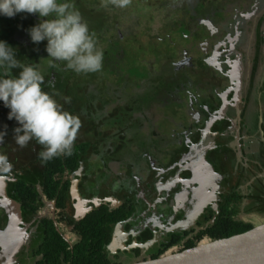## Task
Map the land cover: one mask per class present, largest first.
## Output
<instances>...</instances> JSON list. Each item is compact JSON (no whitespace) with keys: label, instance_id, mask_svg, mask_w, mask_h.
I'll return each mask as SVG.
<instances>
[{"label":"flooded vegetation","instance_id":"1","mask_svg":"<svg viewBox=\"0 0 264 264\" xmlns=\"http://www.w3.org/2000/svg\"><path fill=\"white\" fill-rule=\"evenodd\" d=\"M206 1L211 12L197 11L205 6L198 0L194 14L202 22L208 19L223 40L208 54L204 49V58L184 50L179 61L168 59L158 71L152 65L146 77L135 79L124 60L126 67L118 64L119 42L101 39L112 33L120 40L104 24L117 27L123 8L102 6L104 0H75L97 46L103 53L110 48L103 65L108 61L105 67L113 70L107 77L104 66L87 73L84 89L77 77L65 75L64 62L52 67L51 58L44 61L46 41L31 42L28 29L38 22L36 14L0 15V37L13 40L9 45L22 63L37 64L43 90L81 121L72 154L41 162L43 149L35 140L24 148L14 143L18 124L7 118L9 109L0 102V131L7 132L0 144V154L7 157L6 163L0 161V264H85L71 256L83 243L103 263L147 262L241 235L264 222V0ZM176 3L183 19L193 20L185 6L189 2ZM230 3L238 9L221 25L216 19L225 16L222 7ZM177 28L172 34L197 38L194 22H179ZM141 79L148 85L138 94ZM188 84V95L200 97L182 108L192 117L160 132L148 114L154 105L149 98L177 97ZM97 88L105 101L97 102ZM175 102L170 105L177 110ZM245 226L250 229L238 231ZM59 245L65 247L60 261Z\"/></svg>","mask_w":264,"mask_h":264},{"label":"clouds","instance_id":"2","mask_svg":"<svg viewBox=\"0 0 264 264\" xmlns=\"http://www.w3.org/2000/svg\"><path fill=\"white\" fill-rule=\"evenodd\" d=\"M125 8L130 0H104ZM36 14L38 22L28 29L34 44L46 41L49 65L64 62L76 73L98 72L103 66V50L97 46L95 34L83 20L75 0H0V15L13 17L17 13ZM17 50L0 40V102L9 109L7 118L18 124L13 129L14 143L20 148L35 140L42 146L41 162L60 155H71L77 132L78 116L71 114L49 92L43 90L44 75L37 64H25L16 56ZM13 69H18L14 74ZM70 103V97L64 98ZM5 131H0V144ZM0 161L7 157L0 154Z\"/></svg>","mask_w":264,"mask_h":264},{"label":"rangeland","instance_id":"3","mask_svg":"<svg viewBox=\"0 0 264 264\" xmlns=\"http://www.w3.org/2000/svg\"><path fill=\"white\" fill-rule=\"evenodd\" d=\"M170 1L171 0H145L146 4L151 5L150 7H148L142 5V2H144L143 0H130L128 6L123 8L122 13L118 17L117 27L114 30V33L118 32L120 34V40H118L115 34L112 33H109L107 35L104 33V36L102 35V40L116 39V41L119 42L121 49L123 50L118 48V50L120 51V61L118 62V64H120L123 68L126 67L125 65H127L128 69L130 68L129 71H127L128 76L133 77L135 79L144 78L146 77V75H148L144 72L146 70L148 71V68L152 65H154V70L158 71L159 67L164 62H168V59L169 62L179 61L180 59H182V51L184 50H186L187 53L189 52V55H193L196 52H200V54L204 58L205 56H207L203 51L204 49H207L208 54L211 49H213L219 42L223 40L224 34L214 32L212 25L207 18L205 22H202V20H200L201 17L196 16L194 14V8L197 5L198 0H186L189 2L187 5H185L187 7V11L195 15L193 20L190 21L184 20V14H179V12H177L178 5L173 6L172 3L170 4ZM172 1L175 3L177 1L184 2V0ZM208 1H210V4L212 3V1H221V4L223 3V0ZM207 3L208 2L204 0L205 8L198 7L197 11L199 9L209 10L210 5H206ZM213 6L211 7L213 8ZM233 8L238 9L234 6V4ZM233 8L231 3L227 6L222 7L221 11L222 14L225 16L216 19V21H220L221 25L225 24V21H231L233 19ZM179 10L184 12V10L182 9ZM126 18H131L130 22ZM134 19H137L139 21H133ZM179 22H184L185 24L194 22L196 27V33H193V37L196 36L197 38H192L190 34H188L186 38L181 35L179 36V34H172V32L178 31L177 27L179 25ZM173 24L177 25L174 27ZM170 27L171 30L168 31ZM170 38H173L175 40V42L172 41L173 48H169L168 46L171 45L169 43ZM203 43H205V45H203ZM100 45L101 47L104 46L101 43ZM121 51H124L125 55L121 53ZM167 53L169 54L168 56L165 55ZM45 60H48V58L45 57L44 61ZM121 60H124L125 65L122 63ZM133 66H135L136 68L133 71H130ZM169 67L171 66L169 65ZM138 68L142 69L143 71L139 70ZM70 74L71 76L74 75L79 79L80 82L78 81L77 84L82 89L89 85V81L87 80V73H76L68 69L65 75L70 76ZM104 75L107 77L106 72H104ZM120 75H122V73H120L118 76ZM168 79L172 78L169 77ZM139 82L142 83V90H137L138 94L144 91L143 89H145L148 85L146 79H141L139 80ZM168 85L172 89L175 86V81H168ZM97 89L98 92L94 96L97 98V102L105 101L108 97H104L105 93L103 89ZM182 89V92L178 91L181 94L177 97L168 96L170 99L164 98L162 100V94H153V97L149 98L148 101L151 102L150 100H153L154 105L153 108L150 107V109H148V114L152 116L153 125L158 128L160 132H168L169 128L174 127V125L177 126L180 122H184V124H187L188 121L184 119H189V117H192L193 114L191 112H188V110H184L182 108H189V106L192 105L193 99L195 102L196 99L200 100V97H190L188 95V93L190 92L189 90L191 89L189 84L184 86ZM120 90L123 91L121 87ZM173 93L175 94V92ZM185 100H187V104L185 103ZM174 101H177L175 103L181 106H179L180 108L177 106V110L173 109L174 105H170V103ZM193 109H196V107L194 106ZM152 111L154 113H152ZM177 115L179 116V118L177 117ZM146 126H149L148 122H146Z\"/></svg>","mask_w":264,"mask_h":264},{"label":"water","instance_id":"4","mask_svg":"<svg viewBox=\"0 0 264 264\" xmlns=\"http://www.w3.org/2000/svg\"><path fill=\"white\" fill-rule=\"evenodd\" d=\"M127 264H264V222L229 239L205 241L180 254Z\"/></svg>","mask_w":264,"mask_h":264},{"label":"trees","instance_id":"5","mask_svg":"<svg viewBox=\"0 0 264 264\" xmlns=\"http://www.w3.org/2000/svg\"><path fill=\"white\" fill-rule=\"evenodd\" d=\"M172 5L173 6H176V5H180L179 3H175V2H172ZM202 8H205V6H203ZM178 9V8H177ZM179 9H180V7H179ZM207 12H211V10L209 9V10H207ZM129 23V22H128ZM101 24H103V23H99V22H93V25H95V26H100V27H102L101 26ZM104 25H106V26H110L111 27V29L114 31V29L116 28L115 27V23H113V24H104ZM104 27V26H103ZM115 27V28H114ZM108 30L110 29L109 27L107 28ZM183 32H187V30L186 29H184L183 27H182V29H181ZM0 40H3V41H5V42H7L8 44H12V41L13 40H11V39H8V38H6V37H0ZM114 41V40H113ZM110 48H107V49H105L104 50V53H103V56H104V54H105V52L106 51H108ZM19 54V52L17 51L16 52V56ZM106 57H108V55H106ZM105 63V65L108 63V61H104ZM105 65H103L104 66V69H106V70H104L106 73H107V75H110V73H112L113 72V70H111L110 68L112 67V66H110L109 64V67H105ZM136 67H133V68H131V70L130 71H133L134 69H135ZM130 69V68H129ZM129 69H127V71H129ZM13 70H16V69H13ZM121 71H122V68H121ZM109 73V74H108ZM123 73H124V70H123ZM128 73V72H127ZM128 82V81H127ZM125 217V216H124ZM123 217V218H124ZM248 229H250V227H248V226H245V228H243V229H240V230H238V231H245V230H248ZM236 232L237 231H235V232H233V233H235L236 234ZM88 237V234H87V232H84L83 233V241L86 239ZM108 239H106V241H107ZM57 249H58V252H57V257H58V260L60 261V259H59V257H60V254H61V252L63 251L64 252V249H65V247L63 246V245H59L58 247H57ZM89 249V247L86 245V244H80L78 247H76V249H75V251H74V253L73 254H71V256L72 257H74L79 263H81L82 261H84V263L85 264H109V263H103L100 259H101V257L99 256V254L98 253H96V256H95V258H94V255L93 254H89L88 253V250ZM66 253V252H65ZM49 253H47V255H48ZM67 254L69 255V252H67ZM108 262V261H107Z\"/></svg>","mask_w":264,"mask_h":264}]
</instances>
